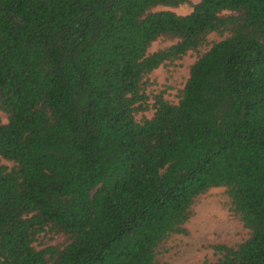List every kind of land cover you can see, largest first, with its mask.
Listing matches in <instances>:
<instances>
[{"label":"trees","instance_id":"obj_1","mask_svg":"<svg viewBox=\"0 0 264 264\" xmlns=\"http://www.w3.org/2000/svg\"><path fill=\"white\" fill-rule=\"evenodd\" d=\"M190 1L0 0V264H160L218 188L248 236L198 264H264V0Z\"/></svg>","mask_w":264,"mask_h":264},{"label":"rangeland","instance_id":"obj_2","mask_svg":"<svg viewBox=\"0 0 264 264\" xmlns=\"http://www.w3.org/2000/svg\"><path fill=\"white\" fill-rule=\"evenodd\" d=\"M199 0H191L189 4L176 8H165L178 15L189 14L192 6ZM220 38L216 35L209 36V42H216ZM170 45L165 41L154 43L149 52ZM197 54L191 53L174 65H166L156 70L149 79L148 92L158 94L163 92L164 97L176 102L177 94L183 87L189 72L190 65L197 58ZM152 112L145 114L151 117ZM140 118V116H138ZM0 119L6 122L5 116L0 112ZM0 165L12 164L0 159ZM193 217L186 225L187 234L171 239L165 245V252L158 256L160 264H198L203 261H214L216 256L210 246L225 244L233 246L245 240L248 236L242 224L234 218L228 210L227 198L224 189H212L201 197L193 207ZM42 244L54 245L60 243L61 238L54 239L46 236L41 239ZM37 247L41 243H36Z\"/></svg>","mask_w":264,"mask_h":264}]
</instances>
